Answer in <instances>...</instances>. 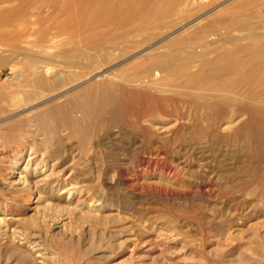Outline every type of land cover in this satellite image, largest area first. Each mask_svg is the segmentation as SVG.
Masks as SVG:
<instances>
[{"label": "rangeland", "instance_id": "obj_1", "mask_svg": "<svg viewBox=\"0 0 264 264\" xmlns=\"http://www.w3.org/2000/svg\"><path fill=\"white\" fill-rule=\"evenodd\" d=\"M107 1L14 0L0 8V117L17 112L0 131L24 120L20 131H32L41 150L32 167L58 162L47 174L77 186L82 202L69 213L45 210L41 195L28 201L29 191L9 186L8 171L24 138L11 141L0 155V215L20 220L10 224L8 235L0 234V264H43L27 240L48 251L45 264H264V135L258 150V139L245 144L235 134L251 117L244 109L251 98H264V77L251 78L264 70V0ZM104 47L130 57L111 71L119 78L153 74L135 71L148 59L175 62L159 71L163 77L155 84L167 95L151 86L132 88L141 95L126 102L114 126L108 116L79 136L64 128L51 133L53 139L37 134L26 122L33 113L25 109L48 88L28 99L26 91L39 86L30 77L19 80L18 73L78 56L98 65ZM152 50L163 52L147 59ZM184 93L200 107L182 101ZM255 105L264 108V102ZM46 139L53 144L49 152L60 146L59 155H42ZM35 201H41V213L30 210ZM91 202L104 209L87 208Z\"/></svg>", "mask_w": 264, "mask_h": 264}, {"label": "bare ground", "instance_id": "obj_2", "mask_svg": "<svg viewBox=\"0 0 264 264\" xmlns=\"http://www.w3.org/2000/svg\"><path fill=\"white\" fill-rule=\"evenodd\" d=\"M13 1L14 0H0V8L3 5L5 6V4L11 3ZM19 1H21V0H19ZM105 1H107V0H105ZM129 1L135 2L136 0L135 1L129 0ZM140 1H138V2L142 3L143 0L141 2ZM148 1H150V0H148ZM171 1L172 0H167V4H170ZM214 1H219V0H214ZM255 1L256 0H253V3ZM110 2H112V1H110ZM138 2L136 1L135 3H138ZM16 3H17V1H16ZM156 3H155V5H156ZM14 4H15V2H14ZM204 4H206V3H204ZM125 5H128V3ZM141 6H142V4L140 5V7ZM158 6L156 9L154 7V9L158 10L159 9ZM262 6H263V4H262ZM262 6H261V9H262ZM10 7H8L7 9H9ZM122 7L123 6H121V7L119 6L117 8V11H119V8H122ZM124 7L126 8V6H124ZM129 7H131V6H129ZM150 7H152V5ZM125 8H123V9H125ZM205 8H206V6H205ZM149 10H151V9H149ZM262 10H264V8ZM115 11L113 12V14H115ZM127 11H129V9L128 10L125 9V11H122V12L125 13ZM3 12H5V11H3ZM111 12H108V13L112 14ZM259 13H262V12L259 11ZM2 14L3 13H0V16H2ZM116 14H118V13H116ZM7 15H8V13H7ZM220 39H222V37ZM223 41H225V40H223ZM213 42L214 41H212L211 43H213ZM227 42H229V41H227ZM215 46H217V45L215 44ZM191 47H195V46H191ZM195 49H197V48L195 47ZM113 51L114 50L111 51V49L109 47H104L99 52V55H100L102 61L100 60L101 64H98V65H91V64L85 63L84 62L85 59L83 57L78 56V58H79L78 60L64 61V62H61V64H57V65H48L47 68H44L39 63H36V64H33L32 66H30L29 68L24 69L22 72H19L17 75V78L19 80L26 81V80H29V77H30L29 81L36 82V84H38V86H39V88L34 92H27L25 90L26 91L25 95L28 97V99H30L32 97L34 98V96H39V98H40V96L42 97V95H41L43 93L42 90L48 88V94H46L47 97H45L46 95H43L44 98H42L39 102L31 104L30 106L26 105V107L27 106L28 107L25 109V111H28V113H29V111L33 113L30 118L27 116L29 118V119H27L28 121H26L27 124L28 123L31 124V122H33L32 124H34L37 128V131H36V132H38L37 134H39V132H43V134H47V136H50L51 133H55L56 131H59L58 130L59 128H64L66 130H69L73 136H79L83 132H86V133L92 132L91 131L92 127L94 125L103 124L104 119L108 116H111L110 121H109L110 126H114V125L118 124L119 119L123 115V108L125 107L126 102L128 100L135 99V98L139 97V95H141V93L135 92V90L133 91L132 88H141L144 85H145V88H148L149 86H151L153 88V90H155L157 93L167 95L168 90L160 89V87L158 88L155 84H157V81H159L163 77L162 72H159V71L162 68L168 69V68L173 67L175 62L168 61L166 63H161L160 62L161 59H158V60H155L153 62L151 61V63L148 64V61H149L148 57L150 58V56L160 54L163 51L158 52L156 50H152V51H149L147 54H144L148 59L147 63H142V64L138 65L136 67L135 71L145 70V73L148 71V72H151L153 74H148V75L146 74V76H144L142 78L136 77L133 74H132V76H129L126 78H119L114 73H111V71L114 68H116L117 66H119L122 63L124 64V62L126 60L130 59L128 54L118 56V55H115V53L113 54ZM141 53L142 52H140L138 54H141ZM156 56H158V55H156ZM167 56H169V55H167ZM173 56H175V55H173ZM119 58H122V60L117 61ZM154 59H156V58H154ZM53 61L55 62V60H53ZM124 68H126V67H124ZM117 69H119V68H117ZM129 70H132V69L130 68ZM114 71H115V69H114ZM125 71H127V70H125ZM252 73H254V72H252ZM124 74H126V73H124ZM163 74H164V72H163ZM46 75H48V76H46ZM14 76H16V75H14ZM165 76H167V75H165ZM45 77H48V79L45 80L44 79ZM167 77H169V76H167ZM263 77H264V70H263V72L255 75L254 77H251V78L253 81H255V80H259L260 78H263ZM13 79H15V78H13ZM201 80H203V79H201ZM172 81H174V80H172ZM199 82H201V81H199ZM160 84H161V82H160ZM31 85L32 84H30V86ZM146 86H148V87H146ZM203 86L204 85H202V87ZM167 87H169V86H167ZM170 87H172V86H170ZM177 89H179V88H177ZM23 91H24V89H23ZM147 91H148V89H147ZM150 92H152V91H150ZM162 97H161V99H162ZM166 97L168 98V96H166ZM62 98H65L63 103L58 102V100H60ZM167 98H165V99L163 98L164 102L169 101V99H167ZM158 99H156V100H158ZM251 99H252L251 100L252 103L246 105L244 108L246 112L250 113L251 117H250L249 121L247 122L246 126L236 130L235 134H236V137L241 142H244L245 144L252 143V138L258 139L257 146H258V150H259L261 147V143H262V136L264 135V129L261 125V122L264 121V108L255 105V103L264 102V98L260 97V96H255V97H252ZM180 100L178 99L179 102H180ZM192 100L193 99L190 97V95L188 93L183 94L182 101H184L185 103H187L188 105H190L192 107L194 105L197 107H200V103H199V105H198V103L195 104ZM225 100L226 99H224L222 101H225ZM13 101H15L14 105H16V106H20L23 104L20 100L16 101V99H14ZM218 101H219V99H218ZM158 103H159V101H158ZM224 103H226V102H224ZM156 104L157 103H155V105ZM202 105H201V107H202ZM22 106H20V107H22ZM206 106H207V104L204 105V107H206ZM158 107H160V106H158ZM198 109H196V111ZM205 109H207V108H205ZM202 110L204 111L203 108H202ZM202 110H200V111H202ZM207 110H209V109H207ZM212 110H214V109H212ZM200 111H198V112H200ZM176 112L178 113V111H176ZM206 112H208V111H206ZM219 112H220V114L218 113L219 116L221 115L220 117H222V111H219ZM12 113H14V112H12ZM12 113L10 115L5 114L6 116L0 117V124L9 120L12 117L17 116V114H16L17 112L14 113L15 115L14 114L12 115ZM28 113H26V114H28ZM223 118H224V116H223ZM19 119H17V120H19ZM108 119L109 118H107V120ZM208 121H210V118ZM213 122H214V120H213ZM4 124H6V123H4ZM222 124H223V122H222ZM24 125H25L24 120L15 121L9 125V129H7V130L5 129L6 131H3L4 129L2 128V130L0 131V155L7 152V148L10 147L9 143L11 141H16L17 137L18 138H21V137L24 138L22 141H20L23 145L22 150L19 153L18 158L15 160L14 166H12L11 170L8 171L10 173V176L8 177L10 179L9 186L15 187V189H17L16 191H19L21 193L25 192V191H29L31 193V195H29L30 197H29L28 201H31L32 199H34L33 194H35V193L41 195L42 196L41 198H44V199H42L43 200L42 201L43 208L41 206V201L33 202L32 206L30 207V210L33 211V213H41L40 212L41 208L45 209V210L55 209V210H58L59 212L63 211L65 213L80 210L81 206H82V202H80V200L77 199V197L79 195H81V194L78 195V187L75 185L73 186L71 184L69 186L65 185L64 179L60 175L53 176V175H55L53 172H51V174H47V171L49 169L51 171L54 170V167H56L59 164L58 162L51 164L49 166V168H48V166L46 168H44L45 164L43 165V167H41V164H37L35 166V168L32 167V164L30 161L32 160V158H34L33 156H35L36 154H39V152L41 150L40 151L38 150L39 149L38 148L39 147L38 140L36 139V135L33 134L32 131L25 130L24 133L22 131H20V129L22 130L24 128ZM4 128H6V127L4 126ZM207 129H210V128L208 127ZM15 130H19L18 132H21V134L19 136L15 135L13 133ZM206 131H203V132H206ZM15 133H17V132H15ZM249 134H251L252 136L248 137ZM48 139H46L45 143L43 142L44 144H41V145H45V150L43 151L42 155L45 156L46 153L56 155V156L59 155L60 154V150H59L60 146H58V144H56V143L54 144L55 150L52 152H49L50 151L49 149H50L51 145H53V144H51V140H50L49 141L50 145H48L49 144ZM51 139H53V138L51 137ZM41 140H44V138ZM57 140H58V142L60 141V139H57ZM30 142H32V144H31V146H28V145H30V144H28ZM27 148L29 149V152H28ZM26 149H27V151H26ZM251 149H252V147H251ZM26 152H28L27 155H29V157H28L29 159L24 161L23 159H24V156L26 155ZM70 175H68L67 178H69ZM67 193L69 194L68 198L65 197V195ZM23 199H25V198H23ZM82 200L83 199H81V201ZM84 202H86V201L83 200V203ZM87 208L94 210V211H101L104 209V206L101 203L91 202L90 204L88 203ZM19 220H20V218H16V217L7 218L6 216H1L0 217V234L1 235L7 234L11 228L10 224L12 222L14 223L15 221H19ZM27 243L30 244L29 247H30L31 251L36 253L37 259H40L39 263H43V264L47 263L46 262V259H47L46 254L48 251L46 252V249L43 248L41 243L36 241V240L35 241H32V240L28 241L27 240Z\"/></svg>", "mask_w": 264, "mask_h": 264}]
</instances>
